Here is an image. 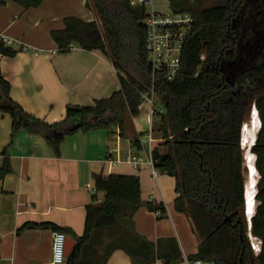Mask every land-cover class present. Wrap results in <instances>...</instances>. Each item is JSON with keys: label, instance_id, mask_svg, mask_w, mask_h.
Listing matches in <instances>:
<instances>
[{"label": "trees", "instance_id": "16d2710c", "mask_svg": "<svg viewBox=\"0 0 264 264\" xmlns=\"http://www.w3.org/2000/svg\"><path fill=\"white\" fill-rule=\"evenodd\" d=\"M9 1L29 10L39 8L44 0H0V8ZM169 1L173 13L193 18L182 50L181 75L174 82H168L164 72L154 73L148 60L145 6L132 5V0H86L97 20L66 18L65 28L53 31L52 39L61 54L69 53L70 46L103 54L119 76L120 89L90 107L68 105L63 121L48 124L12 100L0 62V113L11 117L13 137L22 130L42 136L58 155L64 138L78 133L119 130L123 137L124 114L137 118L141 93L153 89L165 108L158 125L161 141L153 150L154 167L175 179V207L188 217L200 242L197 254L188 260L264 264V62L233 77L226 63L242 37L234 21L246 0H228L208 9L202 8V0H195L194 7L188 0ZM22 51L23 47H10L0 38V57L14 58ZM252 104L261 127L251 149L259 178L249 233L241 131L249 121L247 115L251 118ZM10 173L5 159L0 177ZM93 179L96 192L87 208L85 232L66 264H107L117 250L125 251L132 264L158 260L182 264L176 242L154 245L137 234L134 216L144 206L138 177L95 175ZM98 194L105 195L103 201ZM250 236L261 242L258 255Z\"/></svg>", "mask_w": 264, "mask_h": 264}, {"label": "crops", "instance_id": "0c3cea01", "mask_svg": "<svg viewBox=\"0 0 264 264\" xmlns=\"http://www.w3.org/2000/svg\"><path fill=\"white\" fill-rule=\"evenodd\" d=\"M69 17L87 23L97 20L86 0H44L39 8L29 10L9 1L0 8V38L24 48L14 58L0 57L11 98L48 124L63 121L68 105L90 107L120 89L116 70L100 52L76 47L58 53L51 33L63 30ZM145 111L149 119L148 108ZM130 119L134 128L125 123L123 137L119 130L113 140L107 131L78 133L64 138L57 155L42 136L22 130L13 137L11 117L0 113V169L5 159L11 165V173L0 177V264H53L56 229L75 247L85 232L87 208L93 204L89 189H95V175L138 177L144 206L134 216L137 234L154 245L176 242L182 262L197 254L199 239L188 217L175 207V179L160 173L156 180L147 166L136 170L106 160L108 153L115 152L117 158L138 150L134 141L143 133ZM155 125L150 123L154 130ZM98 197L103 201L105 195ZM147 204L162 206L164 216L158 218ZM107 264L132 261L125 251L117 250Z\"/></svg>", "mask_w": 264, "mask_h": 264}, {"label": "built area", "instance_id": "2783aa9c", "mask_svg": "<svg viewBox=\"0 0 264 264\" xmlns=\"http://www.w3.org/2000/svg\"><path fill=\"white\" fill-rule=\"evenodd\" d=\"M153 0H139L132 5H143L145 8L151 6ZM193 18L190 14L184 13H169L158 14L151 13L145 21L147 30L146 51L148 60L152 66L153 72H164L165 79L168 82H174L180 75L182 70V50L187 40L189 33L192 30ZM3 39V38H2ZM5 43L13 47V42L5 40ZM22 47V46H21ZM75 46H70L69 50L75 49ZM204 59V58H203ZM156 95L153 89L141 93L142 103L148 105L149 120L152 126L160 121L165 114V108L156 101ZM137 151H129L125 156L114 158V153H108L106 160L112 166H118L122 163L130 164L134 169L138 170L144 166L151 169L153 179L158 178L159 171L154 167L153 150L156 144L155 130L151 129L140 135L136 141ZM89 189V188H88ZM90 192L95 193V189H89ZM157 209L154 211L158 218L164 216L163 209L156 205ZM251 239V236H250ZM251 248L255 255L261 251V242L254 243L251 240ZM67 261V236L61 231L53 233V264H66ZM182 264H212L204 261L190 262L185 260Z\"/></svg>", "mask_w": 264, "mask_h": 264}, {"label": "rangeland", "instance_id": "374dc122", "mask_svg": "<svg viewBox=\"0 0 264 264\" xmlns=\"http://www.w3.org/2000/svg\"><path fill=\"white\" fill-rule=\"evenodd\" d=\"M134 2H138L139 0H133ZM228 0H202V8L208 9L211 7H214L216 5H224L227 3ZM189 5L194 7L196 6L195 0H188ZM246 5V6H245ZM243 8L240 11V15L235 19L234 21V27L238 29L239 33L242 37H244V40H240L238 46L235 50L232 51V54L226 57V63L229 65L230 73L232 74V77L236 73H239L241 70H245L249 66H256L258 63L264 62V0H251L250 3L244 4L242 6ZM147 13H161L166 14L170 11V2L169 0H153V6H147ZM249 44V45H248ZM156 101L161 104V102L156 98ZM255 105L252 104L251 113L255 114L256 118L258 119L256 109L254 107ZM148 108L147 104L143 102L140 107L141 114L135 118L134 120L135 127L139 134L146 133L151 129L150 121L148 119V115H146L145 109ZM255 111V112H254ZM247 115L246 121H248L247 124H245L244 129L246 125L252 127V123H254L255 119L252 115L249 119ZM131 118V117H130ZM129 118V115L127 113L124 114V119L126 123V127H130V129H133V122ZM159 122L156 123L155 126V140L156 144L158 145L161 141V135L159 134ZM254 128V126H253ZM244 129L242 131L241 135V141L244 136ZM115 131L108 132V136L110 140H113ZM159 142V143H158ZM244 154L246 155V150L241 145ZM253 147V146H252ZM246 151V152H245ZM245 165H244V176L245 181L247 180V187H246V195L248 193H251L255 195V189L257 188V183L254 180L255 176L253 178L251 177L250 168H249V160L244 157ZM259 176V175H258ZM247 177V178H246ZM249 179V180H248ZM256 183V186H255ZM255 186V187H254ZM257 206V203H256ZM245 213V209H244ZM246 219V218H245ZM254 243H256L257 239H251Z\"/></svg>", "mask_w": 264, "mask_h": 264}, {"label": "bare ground", "instance_id": "6f19581e", "mask_svg": "<svg viewBox=\"0 0 264 264\" xmlns=\"http://www.w3.org/2000/svg\"><path fill=\"white\" fill-rule=\"evenodd\" d=\"M255 112V111H254ZM253 116L255 115V114H252ZM251 115V116H252ZM250 116V117H251ZM258 116V115H257ZM254 119H255V121H254V123H252V127L251 126H248V125H246V127H245V129H244V136H243V144H242V146H243V148L246 150L247 148L249 149V147H251L252 145V142H253V140H254V137H256L257 136V133H258V128H259V125H260V120H259V118L257 119L256 118V116H254ZM245 126V125H244ZM253 126H254V128H253ZM260 129V128H259ZM252 157H250L249 155H248V160H249V168H250V173H251V177L253 178V176H255V181L257 182L258 181V173H257V171H256V168H255V161L254 160H252L251 159ZM249 180V179H248ZM248 185H247V180H246V187H247ZM256 190H257V188H256ZM246 200H247V209L245 210V212L247 211L248 213L246 214V213H244V215H245V218H246V220L247 219H249V220H251L250 219V217L252 216H254L255 215V209H256V200H255V197H254V195L253 194H251V193H248L247 195H246ZM251 222V221H250ZM251 239H252V237H251Z\"/></svg>", "mask_w": 264, "mask_h": 264}, {"label": "water", "instance_id": "95a60500", "mask_svg": "<svg viewBox=\"0 0 264 264\" xmlns=\"http://www.w3.org/2000/svg\"><path fill=\"white\" fill-rule=\"evenodd\" d=\"M253 114V113H252ZM251 114V115H252ZM243 129H244V126H243V128H242V131H243ZM242 131H241V134H242ZM242 141H243V139H242ZM242 141H241V145L243 144L242 143ZM246 151H248V150H246ZM245 151V152H246ZM245 157V156H244ZM246 159V158H245ZM244 200H245V210L247 209V200H246V186H245V192H244ZM246 214L248 213L247 211L245 212ZM252 218V216L250 217V219ZM251 220H249V219H247V223H248V232L250 233V229H251V222H250ZM73 247H74V241H72V240H70V239H67V257L70 255V253H71V251H72V249H73Z\"/></svg>", "mask_w": 264, "mask_h": 264}, {"label": "clouds", "instance_id": "9594fccd", "mask_svg": "<svg viewBox=\"0 0 264 264\" xmlns=\"http://www.w3.org/2000/svg\"><path fill=\"white\" fill-rule=\"evenodd\" d=\"M256 113H257V111H256ZM257 115H258V113H257ZM261 127V124L259 125V128ZM258 128V130H260ZM259 132V131H258ZM255 142H256V137H254V140H253V142H252V146L255 144ZM242 143H243V141H242ZM252 146L251 147H249V149H248V151L246 152V155L245 156H250V157H252L251 159L252 160H254V161H256V156L251 152V149H252ZM255 166V165H254ZM259 178V177H258ZM257 183V182H256ZM256 183H255V186H256ZM254 186V187H255ZM256 193H257V190L255 189V195H254V197H256Z\"/></svg>", "mask_w": 264, "mask_h": 264}, {"label": "flooded vegetation", "instance_id": "af4514ba", "mask_svg": "<svg viewBox=\"0 0 264 264\" xmlns=\"http://www.w3.org/2000/svg\"><path fill=\"white\" fill-rule=\"evenodd\" d=\"M250 1H251V0H246V2H245V3H246V4H247V3L249 4V3H250ZM245 6H246V5H245ZM242 39L244 40V37H242ZM242 39H241V40H242ZM239 45H241V43H240ZM248 45H249V44H248Z\"/></svg>", "mask_w": 264, "mask_h": 264}]
</instances>
